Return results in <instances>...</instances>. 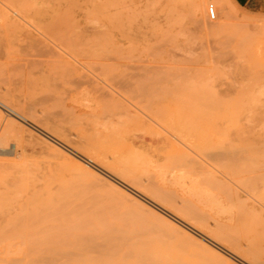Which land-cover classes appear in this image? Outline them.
<instances>
[{
	"label": "rangeland",
	"instance_id": "374dc122",
	"mask_svg": "<svg viewBox=\"0 0 264 264\" xmlns=\"http://www.w3.org/2000/svg\"><path fill=\"white\" fill-rule=\"evenodd\" d=\"M123 76L145 94L121 91ZM0 101L40 127L0 105V264H247L72 148L144 193L174 194L157 199L264 264V13L231 0H0ZM195 118L183 137L179 119ZM111 228L121 252L86 250Z\"/></svg>",
	"mask_w": 264,
	"mask_h": 264
},
{
	"label": "bare ground",
	"instance_id": "6f19581e",
	"mask_svg": "<svg viewBox=\"0 0 264 264\" xmlns=\"http://www.w3.org/2000/svg\"><path fill=\"white\" fill-rule=\"evenodd\" d=\"M19 16V15H18ZM54 33V32H53ZM51 34H52V32H51ZM50 34V35H51ZM55 34V33H54ZM44 35V34H43ZM44 37H47V36H44ZM34 38V37H33ZM72 38V37H71ZM64 39V38H63ZM69 39V38H68ZM68 39H65L64 41H65V43L67 44V46H69L71 43H72V41H69ZM61 40V39H60ZM41 41V40H40ZM49 41V40H48ZM51 42H52V40H50ZM57 41V40H56ZM74 41V40H73ZM37 42H39V41H37ZM43 43V42H42ZM60 43V42H59ZM62 43V42H61ZM74 43V42H73ZM62 45V44H61ZM66 46V45H65ZM66 46V47H67ZM70 47V46H69ZM46 50V49H45ZM77 52V51H76ZM84 52V51H83ZM50 53H53V52H50ZM74 53H75V50H74ZM57 54H58V52H57ZM67 54V53H66ZM75 54H77L78 55V53H75ZM96 55V54H95ZM108 55V54H107ZM106 55V56H107ZM110 55V54H109ZM58 56V55H57ZM66 56H69V55H66ZM71 56V55H70ZM80 56H81V54H80ZM90 56H91V54H90ZM99 56V55H98ZM98 56H96V57H98ZM101 56H103V55H101ZM105 56V57H106ZM52 57V56H51ZM59 57V56H58ZM57 57V58H58ZM63 57V56H62ZM84 57V56H83ZM87 57V56H86ZM85 57V59H87ZM105 57H103V58H105ZM53 58V57H52ZM70 58H72V57H70ZM92 58H95V57H92ZM102 58V57H101ZM100 57H99V59H101ZM115 59H116V56L114 57ZM79 59V58H78ZM80 59H81V57H80ZM83 59V58H82ZM89 59V58H88ZM97 60H98V58H96ZM107 59L108 60H112L111 59V57H110V59H109V57L107 56ZM117 59H119V58H117ZM42 60V59H41ZM54 60V59H53ZM75 60V59H74ZM93 60V59H92ZM102 60V59H101ZM56 61H58V60H56ZM60 61V60H59ZM58 61V62H59ZM114 61V60H113ZM41 62V64L43 63V60L42 61H40ZM48 62V61H47ZM54 62H55V60H54ZM49 63H51V61L49 62ZM56 64H58L57 62H55ZM59 63H61V62H59ZM68 63V62H67ZM55 64V65H56ZM87 64H90V63H87ZM97 64H100V63H97ZM115 64V63H114ZM47 65H49V64H47ZM59 65V64H58ZM57 65V66H58ZM100 65H103V63L102 64H100ZM41 66V65H40ZM56 66V68L58 69L59 67H57ZM65 66V65H64ZM92 66V65H91ZM89 67V68H95L94 70H96V68L97 69H100L98 66H92V67ZM105 66H106V64H105ZM107 66H110L109 64L107 65ZM134 67V66H133ZM47 69L49 68V66H47L46 67ZM50 68H52V66L50 65ZM56 68L54 67V69L56 70ZM62 68V67H61ZM102 68H104V71H106V68L104 67V65H103V67ZM108 68V67H107ZM110 68V67H109ZM108 68V69H109ZM132 68V67H131ZM130 68V69H131ZM43 69H44V66H43ZM65 69V68H64ZM70 69V68H69ZM93 69H91V71H93ZM119 69V68H118ZM125 69V68H124ZM123 69V70H124ZM133 69V68H132ZM49 70V69H48ZM66 70V69H65ZM103 70V69H102ZM127 70V69H126ZM126 70H125V72H126ZM50 71V70H49ZM86 71V70H85ZM110 71V70H109ZM109 71H108V73H109ZM115 71V69H113V72ZM138 71V70H137ZM136 71V72H137ZM145 72H146V70H144ZM66 72L67 71H65L64 73L66 74ZM98 72V71H97ZM101 72V71H100ZM135 72V70H134V73H136ZM53 73H54V70H53ZM85 73V72H84ZM92 73V72H91ZM146 73H149V72H146ZM86 74V73H85ZM102 74V73H101ZM103 74H106V75H102V76H107V71L106 72H104ZM124 74V73H123ZM131 74L133 75V73H132V71H131ZM83 76H84V74H82ZM94 75V74H93ZM116 74H114L113 76L115 77V78H118V80H119V76H115ZM126 75H127V73H126ZM132 75L130 76L131 78H132ZM82 76V77H83ZM86 76H88V74L86 75ZM86 76H84V77H86ZM91 76H92V74H91ZM101 76V75H100ZM113 76H112V79H110V80H114L115 78H113ZM94 77V76H93ZM107 77H111V75L109 76V74H108V76ZM106 77H104V79H105ZM149 78V79H148ZM148 81H147V79L145 80V81H147L146 83H149V80L151 79V77H149L148 76ZM91 79H92V77H91ZM122 79V78H121ZM153 79V78H152ZM85 80H87V79H85ZM85 80H81V82L80 83H78V84H80V86L79 87H81L82 85H83V83H84V81ZM89 80V81H88ZM87 81L88 82H90L88 85H89V87H88V85H87V88L88 89H90V86H91V80H90V78L88 79ZM101 80V79H100ZM107 80V79H106ZM127 80H129V81H127ZM83 81V82H82ZM87 81H85V83H87ZM95 81V82H94ZM93 82L94 83H98V82H96V80H94ZM111 81V83H113ZM117 80H115V82H116ZM131 80L130 79H125V77L123 76V79L119 82L120 83V86H121V91H128L129 93L128 94H130V92L132 93V94H135L134 92H139V91H136L137 89L139 90V88H137V87H135L136 88V90L133 92V90H131V91H129V89H133V85H134V83L132 84V83H129ZM133 81H134V79H133ZM144 81V82H145ZM153 81L154 82H156V80H154L153 79ZM158 81V80H157ZM99 82H101V81H99ZM108 82V81H107ZM106 82V83H107ZM135 82H136V80H135ZM139 82V81H138ZM143 81H140V83H142ZM159 82H163L162 80H160ZM81 83H82V85H81ZM102 83V82H101ZM105 83V84H106ZM110 83V81L108 82V85H106V86H110L109 84H111ZM146 83H142L143 85L145 84V86H147L146 85ZM105 84H104V86H105ZM117 83H115V85H116ZM142 84H137L138 85V87H139V85L140 86H143ZM154 84V83H153ZM152 84V89L154 88L153 85ZM112 85H114V84H112ZM159 85V83H157V86ZM93 86V85H92ZM91 86V87H92ZM99 86V85H98ZM102 87L101 88H99L100 90L102 89V90H105L106 91V89H108L107 87H105L104 89H103V85H101ZM134 86H136V85H134ZM151 86V85H150ZM83 87V86H82ZM92 88H94V87H92ZM92 88H91V90H92ZM110 88H112L111 86H110ZM116 88H117V86H116ZM146 88H148V86L146 87ZM159 88V87H158ZM168 88V87H167ZM98 89V90H99ZM143 89V90H142ZM141 90H142V92H141V90H140V92L141 93H143V94H145V92L144 91H147V89H145L144 87L142 88ZM154 89H156L157 90V88H156V84H155V88ZM161 88H159V90H160ZM162 89H166V88H162ZM82 90H84V88L82 89ZM94 90H95V88H94ZM100 90H99V92H100ZM110 90V89H109ZM109 90H107V92L109 91ZM112 90V89H111ZM114 90V89H113ZM156 90H155V92H156ZM167 90V89H166ZM168 90H170V88H168ZM96 91V90H95ZM106 92V93H107ZM139 92V93H140ZM163 92H165L164 90H163ZM163 92H161V93H163ZM91 93H94L93 91L91 92ZM101 93V92H100ZM103 93V92H102ZM102 93H101V95H102ZM106 93H105V96H107L106 95ZM126 93V92H125ZM139 93H137L136 94V99L137 100H141V97L143 96V94H141V97L140 96H138V95H140ZM168 93H171V92H168ZM113 94V95H112ZM118 94H120V96H122V94H121V92H119V91H115L114 90V93H113V91L111 92V95L108 93V95H110L111 97H114L115 98V100H116V98H119L117 95ZM131 94V95H132ZM150 94V93H149ZM148 94V95H149ZM100 97H101V95L100 94H98ZM104 95V94H103ZM156 95H157V93H156ZM88 96H90L89 94H88ZM93 96H95V94L93 95ZM97 97V99H100V97ZM130 96V95H129ZM138 96V97H137ZM152 96H155V94H152ZM168 96H169V94H168ZM171 96V95H170ZM108 97V96H107ZM126 97V96H125ZM146 97H148V96H146ZM96 99V97H95V100H97ZM108 99H109V97H108ZM130 99L132 100V96H130ZM113 101H114V99H112ZM122 100H124V99H122ZM125 100H127V99H125ZM143 100H145V96H144V99ZM143 100H141L142 102H143ZM99 101V100H98ZM153 101V100H152ZM151 101V102H152ZM102 102H105L104 100H102L101 102L99 101V103L101 104ZM110 102V101H109ZM125 102H127V101H125ZM129 102V101H128ZM134 102V99H133V101L132 102H130V103H133ZM140 102V101H139ZM141 102V103H142ZM176 102V101H175ZM178 102H180V101H178ZM106 104H107V100H106V102H105ZM114 103H116V102H114ZM117 103H119V102H117ZM129 103V104H130ZM144 103V102H143ZM102 104H104V103H102ZM102 104L101 105H99V107L100 106H102ZM113 104V103H112ZM127 104V103H126ZM183 104V103H182ZM0 105H1V107L3 108V109H5L7 112H9L10 113V115L11 116H13L14 118H16V120L18 119V120H21V121H23V122H31L29 119H27L24 115H22V114H20L19 112H17L14 108H12V107H10V106H8V105H6V104H4L3 102H1L0 101ZM105 105V104H104ZM114 105V104H113ZM112 105V106H113ZM118 105V104H117ZM121 105V104H120ZM137 105V104H136ZM143 105V104H142ZM149 105H151L150 103H149ZM133 106V105H132ZM132 106H131V108H132ZM109 107V106H108ZM111 107V106H110ZM109 107V108H110ZM120 107H122L121 109H123V111H122V113H124V107L121 105V106H118V111H119V109H120ZM133 107H135V106H133ZM142 107V106H141ZM147 107V106H146ZM150 108H151V106H149ZM104 108H106V107H103V109ZM182 108V107H181ZM102 108L100 107V111H102L101 110ZM136 109H138V108H136ZM147 109V108H146ZM183 109V108H182ZM109 110V109H108ZM112 110V109H111ZM104 111H105V109H104ZM110 111V110H109ZM115 111V110H114ZM117 111V112H118ZM141 111V110H140ZM106 112V111H105ZM110 112H112V111H110ZM116 112V113H117ZM120 112V111H119ZM137 112V111H136ZM147 112H150V111H147ZM178 112H179V110H178ZM107 113H109L108 111H107ZM113 113V112H112ZM140 113V112H139ZM141 113H143L144 114V112H141ZM140 113V114H141ZM123 115V114H122ZM146 117H148L146 114H144ZM126 116V115H125ZM143 116V115H142ZM182 116V115H181ZM180 116V117H181ZM132 117H133V115H132ZM135 117H137V116H135ZM144 119V118H143ZM198 119V118H197ZM145 120H146V118H145ZM194 120V119H193ZM149 121H150V118H149ZM154 120H151V122H153ZM168 121V120H167ZM184 121H185V118H184ZM169 122V121H168ZM186 122V121H185ZM190 122H191V120H190ZM32 123V122H31ZM188 123V122H187ZM32 124H34V123H32ZM178 124L180 125V126H182V129H181V132H180V134H182L183 135V137H195V135H197V134H195V130H197V129H199V128H201V126L203 125L202 124V122L198 119V120H196V118H195V122H193V123H191V124H189L188 123V127H186V124L183 122V120L182 119H179V121H178ZM30 125V124H29ZM34 125H36V124H34ZM174 125H176V124H174ZM190 125V126H189ZM191 125H192V127H191ZM195 125V126H194ZM36 126H38V125H36ZM39 127V126H38ZM195 127V128H194ZM40 128V127H39ZM191 128H193V129H191ZM36 129V128H35ZM38 129V128H37ZM40 130H43L45 133L44 134H48V136H52L53 138H56V140H59L57 137H55L54 135H52L51 133H49L48 131H46V130H44V129H40ZM43 131H41V132H43ZM167 132V131H166ZM194 133V134H193ZM166 134H169V132H167ZM198 135H199V133H198ZM170 136V135H169ZM172 136V135H171ZM171 138H173V137H171ZM192 139V138H191ZM199 139V138H198ZM60 141V140H59ZM195 141V140H194ZM183 145V144H182ZM69 147V146H68ZM183 147V146H182ZM65 148V147H64ZM71 148V147H70ZM75 152H77L78 154H80V155H82V156H84L85 158H86V164L88 165V166H92V167H96L95 169H97L98 167L99 168H101L102 170H104L105 172H108L109 174H111L112 176H114L115 178H117L118 180H120L121 182H123L124 184H126L127 186H128V189L130 190V191H132L133 192V194L134 193H136L138 196H140V198L142 197V198H146V199H148V200H150L151 202H153L155 205H157V206H159V209L162 211V212H164L165 214H167V213H170L169 215L171 216V218L173 219L174 218V220H176L177 222H180V221H182V222H184V226H186V228H188L189 230H193L194 229V231L196 230L199 234H200V236H202V238H204V239H206V240H208V241H212V242H214V243H217V244H219L220 246H222L223 248H225L226 250H228L229 252H231L232 254H234L235 256H237V257H239L242 261H244V262H246L247 264H258V263H256V262H254V261H252L250 258H247V257H241V256H239L238 254H236L233 250H231L228 246H226L225 244H223L222 242H221V240L217 237V238H215L212 234H211V224H210V221H209V219L208 218H206L204 215H200V214H196V219H198L199 220V223L198 224H196L195 222V224H193L192 222H191V218H188V217H185V216H182L181 214H178L177 212H175V213H173L172 212V210H170L167 206H165L164 204H161V202L157 199V198H159L161 195H163L164 197H160V199L161 198H167V199H172L171 198V195L173 196L174 194H168V193H144L143 191H141V190H139L138 188H136V184H134V182H132V184H129L130 182H127L128 180H124V179H126V177L125 178H120V177H118L116 174H114L113 172H111V169L106 165V164H103V163H101V164H99L95 159H93V158H90V157H86L85 155H83L82 153H80L79 151H77V150H75L74 148H72ZM187 149V148H186ZM72 151V150H71ZM189 151H192V150H189ZM75 152H73V154L75 153ZM211 152V151H210ZM215 152H217V151H215ZM193 153V152H192ZM77 154V155H78ZM206 154H208L207 153V151H206ZM215 154V153H214ZM76 155V154H75ZM194 155V154H193ZM211 155H213L212 153H211ZM195 156V155H194ZM207 156V155H206ZM210 156V155H209ZM81 157V156H80ZM176 157V156H175ZM210 157H213V156H210ZM215 157V156H214ZM213 157V158H214ZM177 158H178V156H177ZM216 158V157H215ZM210 160H212V158H210ZM215 160H217V159H214V162H216ZM182 161H185V160H182ZM187 161H188V159H187ZM189 162V161H188ZM187 162V163H188ZM205 162V161H204ZM184 163L182 162V166H185V165H183ZM204 164H208V163H204ZM98 166V167H97ZM191 166V165H190ZM195 166H198V165H195ZM201 166V165H200ZM199 166V167H200ZM209 166V165H208ZM186 167H188V166H186ZM204 167V166H203ZM202 167V168H203ZM123 168V170L125 171V172H127V173H129L128 171H126V169L124 168V167H122ZM196 168V167H195ZM194 168V169H195ZM201 168V169H202ZM205 168V167H204ZM197 169V168H196ZM191 170H193V168L191 169ZM202 170H204V169H202ZM201 170V171H202ZM208 170V169H207ZM194 171V170H193ZM205 171V170H204ZM102 172V171H101ZM199 172H200V169H199ZM197 172L195 171V174H196ZM206 173V172H205ZM211 173V172H210ZM104 174V173H103ZM130 174V173H129ZM137 174V172L136 171H133V175H136ZM191 174H192V172H191ZM194 175V174H193ZM201 175V172H200V174H199V176ZM203 176H204V180L206 181V182H208V183H210V184H217V176H216V174L214 173V177H211V176H209L208 174L206 175V174H202ZM201 175V176H202ZM109 177V176H108ZM113 178V177H112ZM114 178V179H115ZM130 181V180H129ZM150 181V180H149ZM120 182V183H121ZM195 182V181H194ZM136 183V182H135ZM124 184H123V186H124ZM136 185V186H135ZM126 186V187H127ZM212 186V185H211ZM215 186V185H214ZM125 187V188H126ZM208 187V186H207ZM162 188V187H161ZM215 188H216V186H215ZM154 189V188H153ZM156 189V188H155ZM196 190V189H195ZM198 190V189H197ZM194 195V194H193ZM210 195V194H209ZM143 199V200H144ZM166 199V200H167ZM165 200V199H164ZM173 200V199H172ZM159 201V202H158ZM168 201V200H167ZM164 202V201H163ZM173 205V204H172ZM199 210V209H198ZM163 216V215H162ZM191 216V215H190ZM189 216V217H190ZM195 216V215H194ZM193 216V217H194ZM180 220V221H179ZM173 221V220H172ZM84 222H86L87 223V225H94V223H93V221L92 220H90V218L89 217H86L85 219H84ZM174 223V222H173ZM79 224V223H78ZM183 224V223H182ZM186 224V225H185ZM178 225V224H177ZM185 229V228H184ZM220 229V227H217V230H219ZM195 231V232H196ZM87 239V238H90V239H88L87 240V244H86V250H89L90 251V253L91 252H95V253H98V254H108V253H110V252H114V253H119V252H121V249L123 248V246L126 244V242L127 241H124V240H122L123 239V237H121V234H120V231H118L116 228H111V229H109V230H107L105 233H99V234H96V235H94V236H85L84 237V239ZM224 238V237H223ZM213 243V244H214ZM217 246V245H216ZM230 246V245H229ZM221 249V248H220ZM224 252V251H223ZM227 253V252H226ZM243 262V263H244Z\"/></svg>",
	"mask_w": 264,
	"mask_h": 264
},
{
	"label": "crops",
	"instance_id": "0c3cea01",
	"mask_svg": "<svg viewBox=\"0 0 264 264\" xmlns=\"http://www.w3.org/2000/svg\"><path fill=\"white\" fill-rule=\"evenodd\" d=\"M239 8L254 13H264V0H231Z\"/></svg>",
	"mask_w": 264,
	"mask_h": 264
},
{
	"label": "built area",
	"instance_id": "2783aa9c",
	"mask_svg": "<svg viewBox=\"0 0 264 264\" xmlns=\"http://www.w3.org/2000/svg\"><path fill=\"white\" fill-rule=\"evenodd\" d=\"M210 14H211V16H212V19H214L215 18V12H214V8H213V6H210Z\"/></svg>",
	"mask_w": 264,
	"mask_h": 264
}]
</instances>
